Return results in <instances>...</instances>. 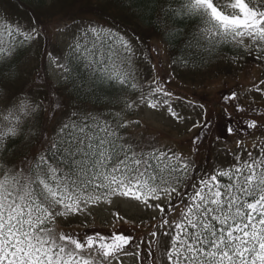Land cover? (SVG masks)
Instances as JSON below:
<instances>
[{
	"label": "snow or ice",
	"instance_id": "obj_1",
	"mask_svg": "<svg viewBox=\"0 0 264 264\" xmlns=\"http://www.w3.org/2000/svg\"><path fill=\"white\" fill-rule=\"evenodd\" d=\"M156 3V23L139 32L133 28L132 35L77 24L78 35L66 55L45 48L41 56L60 73L64 90L53 87L47 72L41 76L20 66L21 54L39 46L46 32L44 22L33 17V22L21 25L0 11V35L8 37L0 39V264H122L120 257L132 255L129 249L140 245L138 237L123 227L128 222L119 213H113V219L122 226L113 225L107 234L93 229L81 236L49 227L58 217L87 216L91 208L113 198H127L161 213L147 226L163 264H264V146L259 157L249 152L243 162L234 156L219 167L198 165L166 146L131 143L120 134L139 120L115 113L109 122L87 110H67L63 91L82 89V84L77 86L81 74H73L82 67L95 83L130 87L137 93L122 102L128 115L148 108L185 121L187 117L170 103L173 93L163 80L154 76L138 83L126 70L137 60L150 61L153 52L158 54V49L144 44L143 33L157 32L161 23L160 35L183 29L209 51L232 46L235 56L230 62L253 53L264 62V0ZM138 18L143 21V15ZM174 63L189 68L191 62L181 58ZM192 67L199 70L201 65ZM236 96L232 92L223 99L234 101ZM189 103L202 116V122L193 123L199 131L191 143L198 149L213 124L205 104ZM235 108L243 111L239 105ZM222 111L229 136L264 127V113L259 122L253 118L234 125L232 114ZM243 147L238 141L237 150ZM9 152L11 160L5 155ZM225 177L228 182L221 183ZM172 212L178 219L167 215ZM152 255L150 241L141 264Z\"/></svg>",
	"mask_w": 264,
	"mask_h": 264
},
{
	"label": "rangeland",
	"instance_id": "obj_2",
	"mask_svg": "<svg viewBox=\"0 0 264 264\" xmlns=\"http://www.w3.org/2000/svg\"><path fill=\"white\" fill-rule=\"evenodd\" d=\"M44 3V6H33L32 14L18 8L12 0H0V11H6L21 25L33 22L30 20L33 16L38 17L44 22L43 26L46 28L42 38L60 48L58 51L69 49V45L73 43L75 35L78 34L77 24L108 28L104 23V21H109L108 16L120 15L121 17L124 14L122 10L110 8L104 0H45ZM103 16L107 17L103 19ZM101 24L105 26H99ZM137 31L139 32L140 29L137 28ZM143 39L147 40L148 47L158 49V54L153 52L151 60L147 61L150 66L147 69H144L142 64H138L140 69L138 80L147 83L154 76L163 80L165 87L173 93L170 98L173 108L187 119L177 122L169 118L166 111L148 108L135 110L128 115L122 110V102L135 97L125 95L111 108L106 109L110 112L107 119L112 118L113 120L114 116L111 114L119 113L126 120L140 121L139 124H132L122 130V136L125 135L131 143L147 145L155 142L158 147L166 146L186 158L194 159L198 165H201L207 158L208 164L219 167L221 161L231 162L234 156H240L243 162L248 159L249 152L253 157H259L261 147L264 146V127L248 129L243 134L229 136L224 132V125L227 121L223 118L222 111L226 109L232 114L234 125L236 121H248L253 118L259 122V114L264 113V85L261 84V81H264V62L256 58V53L238 62H230V56L225 53L217 57L210 66H201L199 70H196L194 67L190 69L174 66V62L170 60L167 45L154 32H144ZM46 43L42 42V45L35 47L32 55L27 57L21 67L40 73L43 67L48 76L52 77L54 82H58L60 73L54 67H50L46 59L41 56L44 48L47 47ZM48 47L49 51L57 52L56 48L49 49ZM250 61L254 63H249ZM152 65H155L154 69ZM24 78L30 81L29 76L25 75ZM254 85L261 91H256ZM232 92L237 94L236 99L225 102L223 97ZM189 102L205 104L213 124L212 130L202 138L198 149L194 148L191 143L194 135L199 131L193 128V123L202 122V116L199 115L200 109L192 107ZM236 105H239L243 111H236ZM26 130L27 127L24 128L25 133H27ZM217 136L219 139L216 138ZM238 141L243 142V150H237ZM223 167H228V164H224ZM113 213H119L128 222L123 227L131 230L132 234L138 237L137 243L140 245L139 249L135 246L129 249L132 255L120 257L122 264H141V258L149 252L150 241L153 255L149 256L144 264H163V261L159 259L155 238L148 235L151 229L147 226L149 223H156L151 218L155 216L159 219L161 213L154 209H145L142 205L127 198H113L111 203L95 206L90 209V214L87 216L58 217L50 223L49 227L57 233L75 232L81 236L91 234L93 229L107 234L113 225L117 228L122 226L120 221L113 219ZM167 215L173 220L178 219L175 212L167 213ZM141 220L144 221L143 226H141ZM133 223L138 227L131 229ZM137 252L139 255L136 254Z\"/></svg>",
	"mask_w": 264,
	"mask_h": 264
},
{
	"label": "trees",
	"instance_id": "obj_3",
	"mask_svg": "<svg viewBox=\"0 0 264 264\" xmlns=\"http://www.w3.org/2000/svg\"><path fill=\"white\" fill-rule=\"evenodd\" d=\"M15 2L18 8L23 10H27V12L33 14V6H44L45 0H12ZM110 8H115L116 10L123 11V16L120 15L108 16L109 21H104L108 26V28H104V24L99 26L103 27V29H111L113 32L119 31L121 34L127 32L129 35H132L133 28L146 29L149 26V23H156V9L158 7L156 0H123V7L120 6V0H104ZM131 8V11H127V8ZM127 12V13H126ZM133 13H136L134 16ZM97 14V13H96ZM143 15V21L138 18ZM34 17V16H33ZM107 16H103L105 19ZM33 21V18L30 19ZM126 22L130 23L127 24ZM132 25V26H131ZM139 26V27H138ZM163 31V24L161 23L157 32H154L159 38L163 40V42L167 45L169 51V57L172 62L181 60V58L188 59L191 63L189 68H192V65H201L203 67L210 66L211 63L217 59V57L228 54L230 57L235 56V52L232 49V46H222L214 51H209L206 45H198L196 40L191 37L190 34H185L183 29L180 30L179 34L173 33L172 35H160L159 32ZM78 35V34H76ZM75 35V36H76ZM0 39L7 40L8 37L6 34L0 35ZM191 41L192 47H189V43ZM42 42L46 43L45 46H49L48 48H52L57 50L58 54L66 55L68 49L60 50L55 44H51L47 41V39L42 38L39 45H42ZM144 44L148 46L147 40L144 39ZM37 46H33L29 51H26L21 54L20 66L27 59V57L32 55L34 48ZM45 47V48H47ZM43 48V47H42ZM44 48V49H45ZM31 52V53H30ZM252 56V55H251ZM250 56H241L238 60L244 59L246 60ZM249 63H254V61H250ZM138 64H142L144 69L150 67L147 64V61L141 62L136 61L130 68L126 70L130 71L135 77L136 82L142 83L141 80H138L139 66ZM174 66H182L180 64L174 63ZM45 70L42 67L41 76L45 74ZM74 75L81 74L82 78L77 80V86L79 87L81 84L83 85L80 91H77L74 88H67L66 91H63V98L67 101V110L69 112L72 111H90L93 115H101L102 117L110 116V112H107L106 109L111 108L112 105L116 103V101L123 98L125 95H137L130 87L121 88L119 85L110 86L108 83H104L100 85L98 83L93 82L87 72H84L83 68H77L73 73ZM49 77V76H48ZM56 81V80H55ZM49 82L53 85V87L60 88L61 90L65 89V85L61 82V77H58V82H54L52 77H49ZM111 102V103H110ZM109 122H112V118L108 119ZM28 128L26 132H28ZM34 131V129H33ZM122 132V131H121ZM144 133V132H142ZM122 135V133H120ZM125 137V135H124ZM130 142V140L127 138ZM19 144V142H18ZM9 160L13 159L11 152L5 154ZM208 164L207 158L203 160L201 165L206 166ZM227 178H221V183H227Z\"/></svg>",
	"mask_w": 264,
	"mask_h": 264
}]
</instances>
